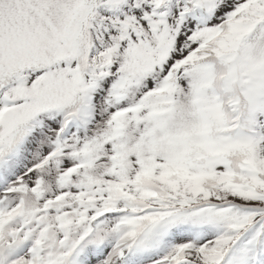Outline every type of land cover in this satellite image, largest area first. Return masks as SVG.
Masks as SVG:
<instances>
[{
	"label": "snow or ice",
	"instance_id": "1",
	"mask_svg": "<svg viewBox=\"0 0 264 264\" xmlns=\"http://www.w3.org/2000/svg\"><path fill=\"white\" fill-rule=\"evenodd\" d=\"M0 264H264V0H0Z\"/></svg>",
	"mask_w": 264,
	"mask_h": 264
}]
</instances>
